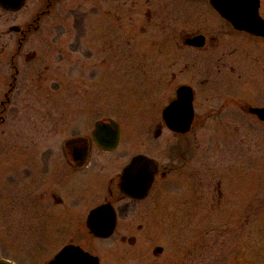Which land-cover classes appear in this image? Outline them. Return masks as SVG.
Segmentation results:
<instances>
[{
    "label": "flooded vegetation",
    "instance_id": "obj_1",
    "mask_svg": "<svg viewBox=\"0 0 264 264\" xmlns=\"http://www.w3.org/2000/svg\"><path fill=\"white\" fill-rule=\"evenodd\" d=\"M89 20L96 29L93 45L85 46ZM136 34L143 38L141 54L157 55V84L173 89L167 90L152 135L164 128L179 138L204 128L200 152L207 188L212 190L214 179L221 192L220 173L237 181L246 161L259 181L258 201L247 208L264 211V0H0V261L116 264L115 254L99 252L100 242H136L131 220L144 216L146 199L170 169L154 159L146 194H125L119 187L123 167L134 155H149L117 150L120 122L102 115L87 127L91 111L76 107L83 100L84 69L98 79L117 51L131 54L130 37ZM44 37L41 51L37 44ZM180 86L192 96L184 132L170 129L162 115ZM98 120L104 127L97 141L92 132ZM114 122L118 141L108 148L102 139L115 130ZM180 145L177 158L195 154V142ZM244 202L234 196V212L241 215L236 237L231 228L222 229L223 243L234 240L236 254L220 256L264 264V249L245 250L256 239L254 227L243 220ZM51 227L54 236L46 234ZM257 240L264 244V238ZM64 247L67 252L57 257ZM155 247L152 257H161ZM153 258L143 264H154Z\"/></svg>",
    "mask_w": 264,
    "mask_h": 264
},
{
    "label": "rangeland",
    "instance_id": "obj_2",
    "mask_svg": "<svg viewBox=\"0 0 264 264\" xmlns=\"http://www.w3.org/2000/svg\"><path fill=\"white\" fill-rule=\"evenodd\" d=\"M95 29V22H86L85 46L93 45ZM42 40L37 44L41 51L47 43L45 37ZM116 40L121 42L124 39L116 36ZM130 41L131 54L117 51L114 64L110 65L111 68H105L107 65L103 64L105 67L99 69L98 79L91 77L89 70L84 69L83 100L76 102V107L91 111L87 127L93 119L102 115H109L119 121L122 134L117 150L127 151V154L142 151L164 164L170 171L146 199L144 216L139 217L138 214L131 220V233L136 237V242L132 245L121 244L112 237L100 242L97 246L99 252L115 254L116 264H143L145 259L153 258V248L160 246L161 257L153 258L154 264H241L220 255L227 253L229 258L236 254L234 240L223 243L226 237L222 234V229L226 227L228 231L231 228V233H228L231 237H236L234 228L236 222H241V215L238 217L234 212V196L242 195L245 201L243 220L248 219L254 227L251 237L256 239L255 243H245V250L251 254H263L264 244L257 238H264V211H251L247 208L258 201L259 181L258 178L253 179V167L245 161L237 181L229 173H220L221 192L216 191L214 179L211 181L213 186L210 191L206 186V164L203 153L200 152L205 139L204 128L179 138L163 128L157 138L153 137L152 130L161 107L170 96L167 90L172 89V86L161 88L157 84V55L141 54L143 38L136 34L130 37ZM127 62L131 64L130 69L125 65ZM137 70L143 72L142 75ZM161 91H164L162 96ZM67 94L70 96V91ZM198 96L197 109H200L203 99ZM187 141L196 143L195 154L189 149L191 154L177 158L175 145L180 143L182 146ZM139 221L143 224L137 228L136 223ZM46 234L54 236V228L51 227ZM250 247H253V251ZM37 249L40 247L37 246ZM257 249L259 252H256Z\"/></svg>",
    "mask_w": 264,
    "mask_h": 264
},
{
    "label": "water",
    "instance_id": "obj_3",
    "mask_svg": "<svg viewBox=\"0 0 264 264\" xmlns=\"http://www.w3.org/2000/svg\"><path fill=\"white\" fill-rule=\"evenodd\" d=\"M191 92L187 86H180L177 89V98L170 101L163 109L162 115L166 125L175 131L184 132L189 128L192 107H191ZM112 121L111 119H109ZM115 130L109 137L102 139L104 145L108 148L114 146L118 141V127L117 123H113ZM104 127V122L98 120L95 122V127L92 132L95 140L98 141V136ZM158 131H155V136L158 135ZM146 169V171H145ZM156 169V164L153 158L144 154L134 155L130 161L123 167L120 178V189L125 194L131 197H142L146 194L150 183L153 179V175ZM101 207L94 209V213H98ZM94 232H100V229H93ZM109 232V231H108ZM160 246L155 247V252L161 251ZM67 248H63L57 257L65 254ZM86 255L83 254L82 257ZM0 264H8L7 262L0 261Z\"/></svg>",
    "mask_w": 264,
    "mask_h": 264
}]
</instances>
